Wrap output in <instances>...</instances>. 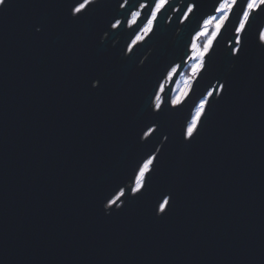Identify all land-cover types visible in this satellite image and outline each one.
<instances>
[{
	"label": "water",
	"instance_id": "obj_1",
	"mask_svg": "<svg viewBox=\"0 0 264 264\" xmlns=\"http://www.w3.org/2000/svg\"><path fill=\"white\" fill-rule=\"evenodd\" d=\"M145 1L101 0L78 22L65 0L0 7V264H264V52L231 56L233 16L172 108L192 38L220 0H170L129 52L136 30L109 22ZM176 65L156 132L137 144L150 98ZM217 81L223 98L209 97L199 134L184 140ZM152 153L148 192L106 215L105 196L127 190ZM161 192L172 197L167 215L156 207Z\"/></svg>",
	"mask_w": 264,
	"mask_h": 264
},
{
	"label": "snow or ice",
	"instance_id": "obj_2",
	"mask_svg": "<svg viewBox=\"0 0 264 264\" xmlns=\"http://www.w3.org/2000/svg\"><path fill=\"white\" fill-rule=\"evenodd\" d=\"M101 0H65V7L67 10V19L78 22L93 14L96 11V5ZM169 0H154L153 5L148 3H141L139 9L131 11L129 17L122 21L115 19L114 22L110 21L111 29H119L122 24H126L129 28L136 30L134 39L128 45V51L132 52L133 47L144 41L150 33L154 31V25L158 19V15L168 5ZM6 0H0V7H6ZM128 7V0H123L119 3V8L124 9ZM197 5L195 3L190 4L187 11L184 13V19L187 20L190 13H193ZM147 9L148 11H143ZM143 12V18H142ZM215 13L219 15H211L203 21L200 26V30L196 32L191 41L190 52L188 57L194 61L191 65V80H195L197 77L202 78V74L206 72L211 54L213 52L214 43L217 41L218 36L221 35L222 30L226 29V26L235 16L234 26V41L229 42L231 56L239 59L240 55L245 51L246 47L259 49L264 52V24L256 23L257 18L264 16V0H220L217 7L214 9ZM123 15V14H122ZM214 24V27L209 31L210 26ZM138 29V30H137ZM254 29V31H253ZM40 31V29H36ZM102 31H107L103 29ZM200 37H206V42L202 47H199L196 40ZM180 65H176L167 72V79L171 80L177 73ZM190 91L189 87H186L179 95L173 97L170 100L172 108L179 109L185 101ZM226 91L224 84L217 81L216 85H211L210 90L206 92V95L200 100L196 107L194 115L183 129V139L191 142L199 134V129L202 123V118L206 116V106L209 104V97L213 96L215 92L221 98L222 94ZM165 88L163 84L158 85V90L154 92V99L150 98V101L146 109L147 122L141 125L139 130L135 132V142L140 144L141 142H150L153 134L156 132L157 121L162 116L165 107L168 102L164 100L163 95ZM146 129V130H145ZM167 139V137H165ZM159 151V150H157ZM157 165V156L152 153L142 158L138 162L137 168L130 177L132 184L126 190L124 187L117 186L114 190L105 196L104 208L108 209L106 215H111L116 208H120L123 211L125 200L130 198L139 199L148 192L149 182L154 174ZM172 197L165 193H160V199L157 203L158 211L164 215L168 214L171 208Z\"/></svg>",
	"mask_w": 264,
	"mask_h": 264
},
{
	"label": "rangeland",
	"instance_id": "obj_3",
	"mask_svg": "<svg viewBox=\"0 0 264 264\" xmlns=\"http://www.w3.org/2000/svg\"><path fill=\"white\" fill-rule=\"evenodd\" d=\"M216 15H219V14L217 13ZM213 27H214V24L212 26H210L209 31H211ZM205 42H206V37H200V38H198L196 40V43H197V45L199 47H202ZM186 63H187V66H185V69L183 70V72L181 73L180 77L177 80V83H176V86H175V89H174V93H173V97L179 95L182 91H184V89L186 87H189L190 88V91H191L192 85H193V83L195 81V80H191V65L194 63V61H192V60H190L188 58L187 61H186ZM187 70L189 71V73L187 72ZM172 79L171 80H168L167 79L166 82L163 83L165 89H166V84H170L171 81H172ZM190 91H189V93H190ZM162 95H163V98H164V94H162Z\"/></svg>",
	"mask_w": 264,
	"mask_h": 264
},
{
	"label": "bare ground",
	"instance_id": "obj_4",
	"mask_svg": "<svg viewBox=\"0 0 264 264\" xmlns=\"http://www.w3.org/2000/svg\"><path fill=\"white\" fill-rule=\"evenodd\" d=\"M151 0H147V1H145V2H141V3H149ZM140 3V4H141ZM179 7H181V4L175 9V10H173V11H171V13H170V16H169V19H168V21H171V19H172V17L175 15V13H176V10H178V8ZM139 9V7L137 8V10ZM193 15V13H190L189 14V17L190 16H192ZM185 21V19L183 18V20H182V23ZM166 82V81H165ZM164 82V83H165Z\"/></svg>",
	"mask_w": 264,
	"mask_h": 264
},
{
	"label": "trees",
	"instance_id": "obj_5",
	"mask_svg": "<svg viewBox=\"0 0 264 264\" xmlns=\"http://www.w3.org/2000/svg\"><path fill=\"white\" fill-rule=\"evenodd\" d=\"M187 72L189 73V71L187 70Z\"/></svg>",
	"mask_w": 264,
	"mask_h": 264
}]
</instances>
